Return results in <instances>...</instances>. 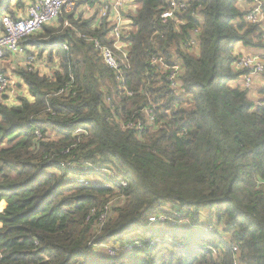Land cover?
I'll return each instance as SVG.
<instances>
[{"label":"trees","instance_id":"1","mask_svg":"<svg viewBox=\"0 0 264 264\" xmlns=\"http://www.w3.org/2000/svg\"><path fill=\"white\" fill-rule=\"evenodd\" d=\"M31 1L0 0V34ZM137 1L125 82L94 47L112 43L96 13L22 42L16 102L0 95V264H264V106L233 83L263 27L249 0H187L180 22L163 21L165 0ZM170 52L179 94L151 65ZM112 240L117 256L99 251Z\"/></svg>","mask_w":264,"mask_h":264},{"label":"built area","instance_id":"2","mask_svg":"<svg viewBox=\"0 0 264 264\" xmlns=\"http://www.w3.org/2000/svg\"><path fill=\"white\" fill-rule=\"evenodd\" d=\"M165 1L168 8L161 13L163 21L166 22L168 19H172L180 22L179 13L187 9L188 1ZM249 2L251 6L245 15V19L263 27L262 39L264 42V0H249ZM137 8V0H33L29 2L25 11L19 12L17 16L5 13L3 15L5 32L0 34V95L7 94L8 102H16L14 97L16 86L12 79V73L2 71L3 61L6 59L16 61L18 56L23 58L25 56L23 41H28V38L40 31L44 25L57 21L63 13L73 11H76L75 16L80 13H83V15L91 13L92 16L96 13V24H100L102 21L106 22V25H104L105 37L109 41L112 40V43L94 37V47L100 52L107 65L115 71L120 82H125L126 71L131 68V41L129 39L131 37L130 31L133 29L132 14L137 11ZM65 26H71L69 19H65ZM81 36L89 38L85 34H81ZM197 40V38L192 37L190 41L182 44V48L195 52L197 50ZM243 51V54L236 59L234 66L240 71L248 70L234 80V83H239L242 87L248 89L250 95L257 88L254 87L255 82L259 83L260 88L264 87V48H256L254 52L245 49ZM6 53H9L8 58L5 56ZM170 54L169 58L164 53L154 55L151 65L163 74H167V82L176 90L175 93L179 94L182 92L180 88V75L183 71L181 58L176 52H170ZM28 62L34 64L32 68L35 70L38 68L43 73L48 71L47 67L38 65L35 57L29 56ZM17 63L23 65L24 62L22 63V60H19ZM123 89L129 95H133V91L128 89L126 83H123ZM263 99L264 96L259 95L253 101L256 106H264ZM105 100L111 105L113 98L108 95ZM150 220L153 221L155 218L152 217ZM234 250L238 251L236 247H234ZM234 264L239 263L235 262Z\"/></svg>","mask_w":264,"mask_h":264},{"label":"rangeland","instance_id":"3","mask_svg":"<svg viewBox=\"0 0 264 264\" xmlns=\"http://www.w3.org/2000/svg\"><path fill=\"white\" fill-rule=\"evenodd\" d=\"M241 4H245L243 1L242 2H240ZM240 3H239V5H240ZM242 9H244V7H242V6H240ZM246 7V6H245ZM86 17H90L91 16V13L89 14V13H86V14H84ZM254 49V48H253ZM243 50H244V48H243ZM254 50H256V49H254ZM244 52V51H243ZM8 58V57H7ZM11 59V58H10ZM19 60H22V56H18V58H17V60L16 61H9V59H6V60H4L3 61V63H2V66H1V68H2V71L4 72V73H12V79L14 80V85L16 86L15 87V90H18L19 89V87L17 86L18 85V77L15 75L16 74V69H17V64H16V62L17 61H19ZM9 63H8V62ZM258 82H255L254 83V87H258L259 86V84H257ZM235 84H237V83H235ZM258 95H260L259 93H258ZM251 99H254V98H252L251 96H249ZM85 179H87V178H83V179H80L79 180V178H78V181L79 182H83V181H85ZM89 179V178H88ZM2 201H5V205L7 204V202H6V200H2ZM1 201V202H2ZM0 202V203H1ZM3 210H1L0 209V212H2ZM162 219H164V216L163 215H161L160 216ZM165 220V219H164ZM164 220H162V221H164ZM205 220H207V218L205 219ZM204 220V221H205ZM171 225L173 226V225H181V222L179 221V224H174V220H172L171 221ZM178 230H175V229H173V230H169L168 231V233L169 234H174V233H176ZM138 231H134V232H132L131 234H129V235H127V237H130V236H132V235H134V234H136ZM162 233H163V231H162ZM154 240H156V239H154ZM117 242H115L114 240H112L111 242H107L106 244H104V245H99L98 247V249H99V251H103V252H106V254H108V255H110V256H113V255H118V252H119V250H120V248H121V246L123 245V240H116ZM138 246H140V244H138ZM126 248H128V249H131L132 248V246L131 247H129V246H126Z\"/></svg>","mask_w":264,"mask_h":264},{"label":"crops","instance_id":"4","mask_svg":"<svg viewBox=\"0 0 264 264\" xmlns=\"http://www.w3.org/2000/svg\"><path fill=\"white\" fill-rule=\"evenodd\" d=\"M240 46H241V45H238V46H237V49H238V50H240ZM242 50H243V49H242ZM248 50L251 51V52L256 51V50L251 49V48H249ZM7 62H8V61H7ZM13 62H14V60H13ZM8 63H9V62H8ZM258 84H259V83H258ZM259 89H260V85L256 88V90L254 89L253 92H251V94H250L249 96H251L252 98H256L257 96H259V95H258V90H259ZM6 205H7V204H6ZM6 205L4 206V209H5ZM4 209H3V210H4Z\"/></svg>","mask_w":264,"mask_h":264},{"label":"clouds","instance_id":"5","mask_svg":"<svg viewBox=\"0 0 264 264\" xmlns=\"http://www.w3.org/2000/svg\"><path fill=\"white\" fill-rule=\"evenodd\" d=\"M233 83H234V81H233Z\"/></svg>","mask_w":264,"mask_h":264}]
</instances>
